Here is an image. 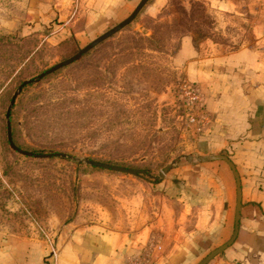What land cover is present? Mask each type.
Listing matches in <instances>:
<instances>
[{
	"label": "rangeland",
	"instance_id": "374dc122",
	"mask_svg": "<svg viewBox=\"0 0 264 264\" xmlns=\"http://www.w3.org/2000/svg\"><path fill=\"white\" fill-rule=\"evenodd\" d=\"M88 3L0 0V238L43 242L46 264H77L69 235L91 224L162 247L172 211L161 183L196 157L207 123L202 87L175 64L181 40L203 55L226 53L255 40L253 21L264 25L251 12L216 14L204 0H166L87 32ZM8 125L30 155L8 145ZM147 255L131 253L126 264Z\"/></svg>",
	"mask_w": 264,
	"mask_h": 264
},
{
	"label": "crops",
	"instance_id": "0c3cea01",
	"mask_svg": "<svg viewBox=\"0 0 264 264\" xmlns=\"http://www.w3.org/2000/svg\"><path fill=\"white\" fill-rule=\"evenodd\" d=\"M141 1L92 0L84 9V27L98 31L131 15ZM204 1L216 14L243 19L251 12L264 18V0ZM165 3L147 0L141 9L160 10ZM253 24L255 40L226 53L203 55L190 37L181 40L175 64L202 87L207 123L196 140V157L161 183L172 228L163 226L162 251L149 253L147 264H199L231 239L238 202L233 172L220 159L198 161L217 156H226L239 178L238 232L207 264H264V25ZM141 238L139 245L125 242L122 235L91 224L70 233L66 247L77 264H126L131 253L146 255L149 239ZM47 256L36 239L0 238V264H46Z\"/></svg>",
	"mask_w": 264,
	"mask_h": 264
},
{
	"label": "water",
	"instance_id": "95a60500",
	"mask_svg": "<svg viewBox=\"0 0 264 264\" xmlns=\"http://www.w3.org/2000/svg\"><path fill=\"white\" fill-rule=\"evenodd\" d=\"M147 2V0H142L141 3H139V5L135 8V10L133 11V13L130 15L131 17L137 15L141 9V7ZM129 19L125 20L123 23H126ZM122 26V24L116 26L115 28H113L109 33H112L114 31H116L117 29H119L120 27ZM100 40V39H99ZM72 60H68L65 64H69L71 63ZM63 64H60L58 66H56V68H59L61 67ZM42 76V75H41ZM14 99H15V96L13 97L12 101H11V105L14 104ZM7 116H9V112L7 113ZM7 140H8V143L10 145V147L17 151L18 153L20 154H24V155H30V153H26L22 150H19L15 145L14 143L12 142V138H11V129H10V126L8 125L7 126ZM210 159H220V160H223L225 161L229 167L231 168L232 172H233V175L235 177V180H236V186H237V192H238V202H237V216H236V221H235V228H234V233L231 237V239L229 241H227L224 245H222L221 247L217 248L216 250L212 251L207 257H205L199 264H207L212 258H214L215 256H217L218 254H220L221 252H223L228 246H230L236 236H237V232H238V209L240 207V182H239V178H238V175L236 173V170H235V167L234 165L232 164V162L226 157V156H217V157H214V158H208V157H200L198 158V161L199 162H204V161H207V160H210ZM190 161V160H189ZM93 167H97V168H101V169H105V170H110V171H113V172H120V173H126V174H130V175H133V176H138L139 174H141V171L140 170H136V169H126L124 167H118V166H113V165H108V164H104V163H98V162H92L91 163Z\"/></svg>",
	"mask_w": 264,
	"mask_h": 264
},
{
	"label": "built area",
	"instance_id": "2783aa9c",
	"mask_svg": "<svg viewBox=\"0 0 264 264\" xmlns=\"http://www.w3.org/2000/svg\"><path fill=\"white\" fill-rule=\"evenodd\" d=\"M46 243L48 245V247L50 248V255H52V257H55L56 253H55V248L53 246L52 241L46 236ZM162 249L161 245L159 242H156L154 240L149 241L148 243V248H147V252L148 251H160ZM147 255V253H146ZM147 263V259L144 258L142 261H139V259H129L128 264H146Z\"/></svg>",
	"mask_w": 264,
	"mask_h": 264
},
{
	"label": "trees",
	"instance_id": "16d2710c",
	"mask_svg": "<svg viewBox=\"0 0 264 264\" xmlns=\"http://www.w3.org/2000/svg\"><path fill=\"white\" fill-rule=\"evenodd\" d=\"M192 42H193V40H192ZM14 143V142H13ZM8 145H9V143H8ZM16 146V145H15ZM18 148V147H17ZM44 153V151L43 150H33L32 151V154H43ZM125 168H127V167H125ZM127 169H129V168H127Z\"/></svg>",
	"mask_w": 264,
	"mask_h": 264
}]
</instances>
